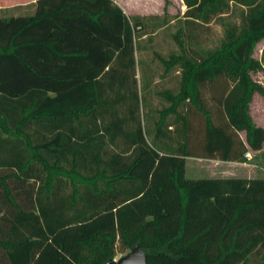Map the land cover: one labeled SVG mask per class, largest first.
Returning a JSON list of instances; mask_svg holds the SVG:
<instances>
[{
	"label": "trees",
	"instance_id": "16d2710c",
	"mask_svg": "<svg viewBox=\"0 0 264 264\" xmlns=\"http://www.w3.org/2000/svg\"><path fill=\"white\" fill-rule=\"evenodd\" d=\"M181 1L185 44L178 28V50L154 52L177 86L153 109L133 52L166 11L33 0L0 15V264H103L133 244L145 264H264V128L249 111L264 0ZM211 19L222 35L202 48L190 29ZM186 157L263 160L253 176L187 177Z\"/></svg>",
	"mask_w": 264,
	"mask_h": 264
},
{
	"label": "rangeland",
	"instance_id": "374dc122",
	"mask_svg": "<svg viewBox=\"0 0 264 264\" xmlns=\"http://www.w3.org/2000/svg\"><path fill=\"white\" fill-rule=\"evenodd\" d=\"M122 10L127 14L131 13H157L162 15L166 11V23L164 25L152 28H144L145 33L140 35L135 42L134 58H135V76L137 81L141 76L148 80L146 88L142 92V98L149 108L157 107L163 100L159 99L157 90L165 87L175 89L178 81V71L173 68L167 73L162 74V67L155 56V51L160 54H166L169 50H178L172 34L179 28L180 37L185 44V19H183L182 10L184 5L181 0H114ZM21 2H26L20 4ZM31 0H0V15L15 13L19 11H30ZM17 3V5H13ZM163 5L165 6L163 8ZM224 19L238 21L239 7L230 3L228 10L222 15ZM190 30L198 37V45L202 48H208L218 43L222 35V26L217 20L211 19L206 23L195 24ZM264 44V38L259 40L254 48L253 55L260 56L261 47ZM252 77L264 86V65L263 69L252 73ZM208 93V92H207ZM206 93V94H207ZM251 112L257 119L264 122V95L254 92L250 101ZM243 137V132L240 131ZM262 153L264 155V142ZM247 156V158H249ZM261 158L254 159L251 162H235V161H219L216 159L201 157H186L184 164V175L187 177H198L207 175H238L253 176L261 171ZM121 253L117 251L113 257H118Z\"/></svg>",
	"mask_w": 264,
	"mask_h": 264
},
{
	"label": "water",
	"instance_id": "95a60500",
	"mask_svg": "<svg viewBox=\"0 0 264 264\" xmlns=\"http://www.w3.org/2000/svg\"><path fill=\"white\" fill-rule=\"evenodd\" d=\"M103 264H145V258L142 250L137 244H133L118 257H110L106 259Z\"/></svg>",
	"mask_w": 264,
	"mask_h": 264
},
{
	"label": "crops",
	"instance_id": "0c3cea01",
	"mask_svg": "<svg viewBox=\"0 0 264 264\" xmlns=\"http://www.w3.org/2000/svg\"><path fill=\"white\" fill-rule=\"evenodd\" d=\"M31 1H33V0H31ZM24 3H26V2H21L20 4H24ZM13 5H17V3H15V4H13ZM3 7H5V6H0V8H3ZM21 9H22V7H21ZM21 9H20V10H21ZM20 10H19V11H20ZM17 12H18V11H17ZM249 111H250V114L252 115L254 121H255L257 124H260V125L264 128V122L261 121V119H260V120L257 119V118L255 117V115L251 112L250 103H249ZM262 149H263V145H262ZM216 160H219V159H216ZM219 161H222V160H219ZM235 162H237V161H235ZM242 163H243V162H242ZM259 167H260V166H259Z\"/></svg>",
	"mask_w": 264,
	"mask_h": 264
},
{
	"label": "built area",
	"instance_id": "2783aa9c",
	"mask_svg": "<svg viewBox=\"0 0 264 264\" xmlns=\"http://www.w3.org/2000/svg\"><path fill=\"white\" fill-rule=\"evenodd\" d=\"M244 155L247 157V156H249L250 154H249V152L247 151V152L244 153Z\"/></svg>",
	"mask_w": 264,
	"mask_h": 264
}]
</instances>
